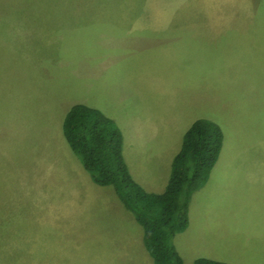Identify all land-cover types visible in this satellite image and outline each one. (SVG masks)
<instances>
[{"label":"crops","instance_id":"crops-1","mask_svg":"<svg viewBox=\"0 0 264 264\" xmlns=\"http://www.w3.org/2000/svg\"><path fill=\"white\" fill-rule=\"evenodd\" d=\"M100 15L120 19L122 24L112 29L115 37L105 45L104 57L93 65L95 83L105 92L96 96L99 88L92 86L96 92L84 98L79 97L77 86L57 83L68 93L59 121L25 126L31 132L32 158L21 162L18 170L19 159L14 164L19 192L15 189L9 194V210L0 196V240H6L8 227L12 241L38 244L41 264H48L44 254L61 260V264H154L144 243V228L134 213L113 186L92 179L70 147L63 131L70 105L82 98L81 103L116 120L131 175L146 190L161 192L169 183L185 132L199 118L191 109L192 96L176 83L181 76L192 82L186 65L200 59V55L192 57L188 52L191 37L216 43L238 40L228 36L264 35V29L254 27L141 23V19H165L154 12L111 11ZM202 36H210V40ZM125 97L131 100L124 101ZM172 109L177 119L169 124L165 115ZM32 138L40 142L34 143ZM240 191L247 194V204L224 197L239 198ZM219 199L225 202L218 203ZM189 219L187 229L174 238L185 264H194L201 257L228 264H264V155L220 153L208 182L192 196ZM33 253L31 247L25 252L30 258Z\"/></svg>","mask_w":264,"mask_h":264},{"label":"rangeland","instance_id":"rangeland-1","mask_svg":"<svg viewBox=\"0 0 264 264\" xmlns=\"http://www.w3.org/2000/svg\"><path fill=\"white\" fill-rule=\"evenodd\" d=\"M142 1L0 0V196L6 201L4 208L10 206L9 194L15 189L19 192L15 162L19 159L18 170L21 162L32 158L31 132L25 126L59 121L68 93L57 83L77 86L79 97L84 98L99 88L94 62L104 57L105 45L115 37L112 29L122 25L120 19L101 13L154 12L165 19H141V23L165 21L176 27L264 29V0ZM202 37L210 40V36ZM228 37L238 40L211 43L191 37L188 52L192 57L200 55V59L186 65L192 82L181 76L176 83L192 96L191 109L197 119H208L221 127L224 156L258 157L264 155V35ZM99 90L96 96L105 92L104 88ZM165 118L173 124L175 109ZM32 141L40 142L39 138ZM241 193L239 198L224 197L247 204V194ZM5 231L6 240H0V264H41L38 244L17 243L8 238V227ZM30 247L34 250L31 258L25 254ZM44 256L48 264H61L57 258Z\"/></svg>","mask_w":264,"mask_h":264},{"label":"trees","instance_id":"trees-1","mask_svg":"<svg viewBox=\"0 0 264 264\" xmlns=\"http://www.w3.org/2000/svg\"><path fill=\"white\" fill-rule=\"evenodd\" d=\"M63 131L92 179L113 186L143 226L144 243L154 264H185L174 238L189 226L192 196L206 185L219 158L224 142L221 127L208 119L193 122L161 192L148 191L133 178L123 156V133L101 110L81 102L73 104ZM194 264L228 263L201 257Z\"/></svg>","mask_w":264,"mask_h":264}]
</instances>
